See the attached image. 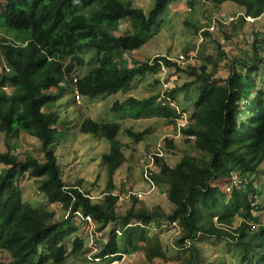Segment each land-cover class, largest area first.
Instances as JSON below:
<instances>
[{"label":"trees","instance_id":"1","mask_svg":"<svg viewBox=\"0 0 264 264\" xmlns=\"http://www.w3.org/2000/svg\"><path fill=\"white\" fill-rule=\"evenodd\" d=\"M172 1L175 0H154L153 6L145 11L135 7L132 0H0V5L7 3V12H2L0 7V33L4 34L0 37V132L7 140L21 132L38 138L45 156L43 161L30 154L21 158L9 143L7 150L0 152V165H4L0 171V251L9 254V264H67L72 255H87L90 249L86 237L76 234L77 227L66 218L67 212L90 215L98 231L111 225V233H121L102 244L98 257L114 254L119 258L122 253L119 240L123 248L137 249L149 239V230L142 223L160 217L176 220L181 227L177 243L192 252L189 261L182 264H197L192 245L201 234L231 239L243 249L246 264L251 256L255 257V264H264V221L252 211L255 201L264 196V185L254 187L251 178L264 166V91L252 96L246 93L243 77L236 68L238 62L234 60L228 76L219 75L220 61L227 53L213 31L204 32L213 35L216 43V54L206 58L213 69L204 65L200 70L183 67L195 79L166 92L175 101L183 87L196 85L195 111L180 130L185 142L203 153L196 158L185 152L174 166L163 155L154 154L152 179L165 188L173 204L170 212L160 204L152 208L137 207L139 198L134 194H130L131 203L125 211H117L122 192L115 191L114 176L128 160L125 144L118 138L119 122L102 123L84 115L81 123V132L110 143V151L102 157L108 181L101 200L94 201L90 193L82 191L81 181L73 185L66 183L52 148L56 141L53 125L59 116L44 108L54 106L66 89L73 86L81 96L92 99L108 93L129 92L134 89L138 75L161 70L159 62L151 64L150 60L118 68L110 63L109 55L114 50H120V55H131L138 50L143 44L142 32L151 31ZM209 1L216 7L226 1L245 7L246 12L241 15L244 22L247 16L255 20L264 15V0ZM82 8L88 12L81 11ZM126 20L130 23L129 30L120 26ZM216 23L225 24L222 20ZM262 46L264 39L256 41L250 63L242 60L249 71L264 65V56L258 52ZM84 47L102 53L101 63L79 75L75 69L85 61L79 54ZM154 58L169 67L177 66L164 55ZM8 86L10 92L6 90ZM160 98L158 92L146 98L130 96L126 102L140 107L146 114L176 124L178 110L163 105ZM121 105L116 103L117 107ZM149 132L125 130L134 144L144 141ZM168 145L177 148L171 138ZM27 173L38 179V192L47 202L62 205L63 214L36 208L24 200L18 183ZM233 174L246 182L240 187L233 185L229 193L223 181ZM130 190L135 189L131 186ZM237 217L240 223L236 226ZM250 222L261 224L250 230ZM70 239L73 247L68 251Z\"/></svg>","mask_w":264,"mask_h":264},{"label":"rangeland","instance_id":"2","mask_svg":"<svg viewBox=\"0 0 264 264\" xmlns=\"http://www.w3.org/2000/svg\"><path fill=\"white\" fill-rule=\"evenodd\" d=\"M153 3L154 0H132L135 7H141L145 11H148ZM0 7L2 12H7L6 2L1 3ZM81 11L88 12L86 8H82ZM245 12V7L233 1H226L219 7L214 6L209 0L172 1L166 11L160 15L157 24L152 27L151 31L142 32L143 44L131 54V57L132 55H134L133 57L137 56L139 60L136 61L144 62V60L154 57L155 54L170 58H175L181 53L195 54L196 61L191 62L188 67L194 66L200 70V67L204 65L211 70L213 67L206 62V58L216 54L214 37L218 36L227 53L220 61L219 75L222 77L228 76L231 71L230 64L233 66V60L236 63L238 62L236 68L243 77L246 93L251 94L250 96L256 95L260 91H264V65H258L257 70L249 71L242 60L250 63L251 57L256 51L255 42L264 39V15L255 20L247 16V21L244 22L241 15ZM215 19H221L225 24L219 23L215 27ZM236 21L239 22L234 23ZM121 22L120 26L123 28L127 26L129 30L130 23L127 20ZM235 25L237 28L234 27ZM205 30L213 31L214 37L213 35H206ZM257 31L261 34L257 35ZM2 35L4 34L0 33V37ZM201 35H204L205 39L199 44ZM82 49L79 54L85 61L75 69V72L79 75H85L93 67L100 64V58L102 57V53H97L94 48L84 47ZM119 52L120 50H114L109 55L110 63L113 66L121 68L137 64L136 61L128 59V57L124 61L125 56L120 55ZM258 52L261 56H264V46L259 48ZM160 59L162 58L160 57ZM7 67L11 71V68ZM182 68L174 65L168 67L166 72H161V70L159 72L146 71L145 74L137 76L134 81L135 89L132 91L103 94L93 99L82 95L80 102L72 86L59 95L60 97L54 106L45 107V111L57 113L59 116L58 121L53 125L56 128V141L52 144V148L57 155L66 183L73 185L81 181L82 191L90 193L94 201L105 197L108 176L106 167L102 164V157L110 151V143L108 140L90 133H83L80 128L84 115L102 123L119 122L121 131L118 138L125 144L124 151L128 156V160L119 168L114 177L115 191L117 193L122 192L120 197L125 196L124 200L119 199L120 205L117 207V211L124 212L126 205L131 203L128 192L132 186L135 191L148 192L143 198L139 199L136 204L137 207L152 208L154 204H160L164 210L170 212L173 204L168 200L165 188L156 184V188L150 191L151 185L143 175L142 159L157 149L156 152H162L167 162L174 166L184 154L180 149H185L187 153L196 158H200L203 154L192 143L182 142L179 137L174 138L178 149L169 147L168 139L175 131L179 133L180 128L165 118L146 114L140 107L128 105L126 99L129 96L146 98L161 92L163 88L161 81L168 82V88L170 89L182 87L186 82L195 79L185 72L186 67ZM157 80H159L158 83ZM183 88L177 94L175 109L182 112L186 120L190 121L195 111L193 101L197 97L198 90L196 85ZM6 90L10 92L12 89L8 86ZM117 102L122 103V105L117 107ZM127 128H132L136 132L149 130L150 132L145 136L144 141L150 143L135 145L125 133ZM8 143L20 154L21 158L30 154L39 160L43 161L45 159L39 139L25 132H21L18 137L10 140H7L5 135L0 132V152L7 150ZM3 167L4 165L1 164L0 171ZM260 170L259 173L252 174L254 187L264 185V166ZM125 178L127 181L124 180ZM38 183V179L27 173L18 184L22 189L24 200L31 202L36 208L48 209L50 203L38 192ZM259 202H261V206L264 205V196L260 197ZM52 208H55L59 215L62 213L63 208L59 203ZM254 213L260 215L264 221V212L261 213V209L254 210ZM69 219L71 224L77 227L76 234L86 237V246L89 248L90 241L87 238L89 233L86 230V223L81 219V215L74 214ZM239 222L240 217H237L234 225L237 226ZM145 224L142 223V226L145 227ZM94 225L97 229V224L94 223ZM180 231L181 227L179 225L175 228L156 226V228L149 230V239L140 245L139 251H132L125 256L122 254L119 258L107 257L101 260L90 259L88 255L83 253L79 256H70L67 264H114L112 259L118 261L115 264L186 263L191 258L192 252L189 248H184L177 243V240L181 238ZM115 234L116 232L111 233V225L104 230H97L96 241L98 247L101 248L102 244ZM192 246H195L197 264H246L243 261V249L226 237L201 234ZM72 247V239H70V241H67L68 251H71ZM250 258L249 264H255V257L251 256ZM9 263V254L0 251V264Z\"/></svg>","mask_w":264,"mask_h":264},{"label":"built area","instance_id":"3","mask_svg":"<svg viewBox=\"0 0 264 264\" xmlns=\"http://www.w3.org/2000/svg\"><path fill=\"white\" fill-rule=\"evenodd\" d=\"M217 20H221V19H217ZM217 20L215 19V27H216V22ZM228 24V23H227ZM214 28V26H212ZM204 35H201L200 36V40H199V44H201V42L204 41ZM168 58L169 61H173L175 62L178 66L180 67H188L189 65H191V62L193 61H196V55L195 54H184V53H181L179 54L177 57L175 58H170L168 56H166ZM154 60H150V63L151 64H154V63H157L159 62L161 64V72H166L167 69H168V65L163 62V61H158L156 60V58H153ZM75 81H77V78H75ZM161 84L163 85V88L161 89V101H162V104L163 105H166V104H169L170 107L172 108H176L175 106V101L174 100H171V98L166 94V92L168 91V82H165V81H161ZM76 94H77V99L78 101L80 102L81 101V98L82 96L77 92L75 91ZM179 112V111H178ZM180 116L175 118L176 120V125L177 127L181 128L183 127L186 123H188V120H186L185 116L183 115L182 112H179ZM156 153V155H160L162 156L163 153L161 152H150L149 155L147 157H144L142 159V165H143V175H144V178L146 179V181L151 185V188H150V191L154 190L156 188V183L155 181L152 179V168L154 167V154ZM125 181H127V179L125 178L124 179ZM243 182H246V179L244 178H240L238 177L237 175L233 174L230 179H226L225 181H223V184L225 185V190L227 192H231L232 191V187L233 185H238L239 187L243 184ZM148 192H143V191H135V190H130L128 192V195L130 196V194H134L135 196H137V198L141 199L144 197V195H146ZM92 197V196H91ZM124 197H120V199H124ZM256 198V197H255ZM260 200V198H258L255 203L256 205H254V208L252 209L253 213H254V210H258V209H261V213L264 212V205L261 207L259 205L258 207V201ZM62 206V205H61ZM74 214H79L81 215V219L82 221H84L86 223V230L87 232L89 233V236H87L88 240L90 241V244L88 245L89 246V252H88V257L90 259H94V260H101V259H106L107 257H113L115 256L114 254H111V255H107L105 257H98V252L101 248L98 247V244H97V241H96V235H97V229H95V225H94V221L92 219V217L90 215H85L83 216L82 213H79V212H74V213H69L67 212L66 214V218H72ZM255 214V213H254ZM215 220H217V218H215ZM140 222L138 223H135V224H139ZM178 222L176 220H168L166 218H159L158 220H151L149 222H147L145 224V227L146 229H154L156 228V226H159L160 228H175V227H178ZM250 225V230H255L258 225L251 222L249 223ZM113 263H117L118 261L117 260H114L112 261Z\"/></svg>","mask_w":264,"mask_h":264},{"label":"crops","instance_id":"4","mask_svg":"<svg viewBox=\"0 0 264 264\" xmlns=\"http://www.w3.org/2000/svg\"><path fill=\"white\" fill-rule=\"evenodd\" d=\"M156 55V54H155ZM154 55V57H156V56H159V55H156L155 56ZM123 56V55H122ZM124 56H125V58H124V61L125 60H127V58L126 57H128V59H133L134 61H136V60H139V58L137 57V56H135V57H133L134 55H132V57H131V55H129L128 56V54H124ZM154 57H150V58H154ZM150 58L149 59H146V60H150ZM160 71V70H159ZM158 71V72H159ZM135 84V83H134ZM135 89V88H134ZM133 90V89H132ZM131 90V91H132ZM158 93V92H157ZM130 97V96H129ZM136 97V96H135ZM177 101V99L175 100V102ZM194 102H195V100L193 101V106H194ZM178 107V106H177ZM195 108V107H194ZM179 109V108H178ZM177 137H179V139L181 138V140H182V142H185V140H184V136H183V134L181 133V130H179V133L177 132V131H175L174 132V134H172L171 135V139H173V141H174V143L176 144V146H177V142H175L176 140L174 139V138H177ZM124 143V142H123ZM141 143H144L145 145L146 144H148V143H150L149 141H143V142H141ZM186 143V142H185ZM139 144V143H138ZM138 144H135V145H138ZM188 144V143H187ZM147 148H148V146H147ZM177 149H178V146H177ZM183 153H187V151L185 150V149H180ZM200 152V151H199ZM202 153V152H201ZM189 154V153H188ZM203 154V153H202ZM177 164V163H176ZM176 164H174V165H176ZM119 170V169H118ZM118 170L116 171V173H115V175L118 173ZM115 177V176H114ZM64 178V177H63ZM115 179V178H114ZM114 182H115V180H114ZM217 182H215L214 184H216ZM167 196V195H166ZM55 204L57 205V203H50V206H49V208L48 209H50V210H53V211H55L56 212V214L57 215H59L58 214V211H56L55 210V208H52V207H54L55 206ZM162 206V205H161ZM163 207V206H162ZM173 208V207H172ZM172 208H171V210H172ZM164 209V208H163ZM61 214H63V212L61 213ZM240 223V222H239ZM116 234L118 235V236H120V232H118V231H116ZM119 243H120V247H121V256H122V254L125 256L127 253L129 254V253H131L132 251L134 252V251H139L140 250V245L141 244H143L144 242H142L139 246H138V248L137 249H132V248H128V250L127 249H125V248H123L122 247V242H120V240H119ZM113 257H115L116 258V256H113ZM112 261H113V259H112ZM115 264V263H114Z\"/></svg>","mask_w":264,"mask_h":264},{"label":"clouds","instance_id":"5","mask_svg":"<svg viewBox=\"0 0 264 264\" xmlns=\"http://www.w3.org/2000/svg\"><path fill=\"white\" fill-rule=\"evenodd\" d=\"M251 223V222H250ZM254 223V222H253ZM255 224H257L258 226L260 225V224H258V223H255Z\"/></svg>","mask_w":264,"mask_h":264}]
</instances>
